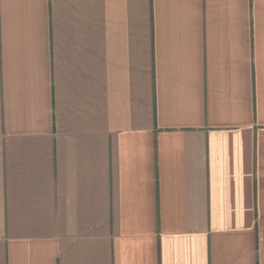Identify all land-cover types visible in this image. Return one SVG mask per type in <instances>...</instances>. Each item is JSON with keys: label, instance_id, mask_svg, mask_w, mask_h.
Masks as SVG:
<instances>
[{"label": "crops", "instance_id": "crops-1", "mask_svg": "<svg viewBox=\"0 0 264 264\" xmlns=\"http://www.w3.org/2000/svg\"><path fill=\"white\" fill-rule=\"evenodd\" d=\"M0 264H264V0H0Z\"/></svg>", "mask_w": 264, "mask_h": 264}]
</instances>
